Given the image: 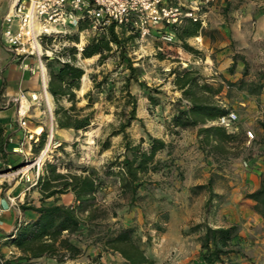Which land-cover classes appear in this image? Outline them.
Listing matches in <instances>:
<instances>
[{
  "label": "rangeland",
  "instance_id": "rangeland-1",
  "mask_svg": "<svg viewBox=\"0 0 264 264\" xmlns=\"http://www.w3.org/2000/svg\"><path fill=\"white\" fill-rule=\"evenodd\" d=\"M190 1L193 5H198L197 13L202 15L200 26L203 28V34L186 39V42L196 51L183 48L177 36L173 42L167 43L160 40L155 33L154 36L145 40H135L127 49V56L132 59L133 66L139 69L138 80L144 83L139 85L131 81L129 86L131 93L137 97L136 115L142 119V123L132 122L128 132L135 140L143 136L147 141L146 133L164 140H172L169 142V155L165 149L157 157L166 162L160 172L152 175L159 184H151L139 189L138 195L141 199L131 203L127 196L120 193L118 179L115 176L107 177L105 186L98 190L96 196L98 202L108 210V215L105 220L96 222L110 223L115 228L119 226L134 228L135 236L140 237L141 245L156 264H195L200 244L197 240L198 233L191 232L192 226L203 221L211 226L235 224L238 230L231 246L239 253H231L229 259L224 258L225 264H264L263 222L261 225L260 221L254 219L250 213L251 204L244 197L249 192L248 189L239 188L232 191V187L227 183L229 178L219 175L214 179L212 189L220 195V199L213 201V205L208 209L205 206L209 197L208 190L195 188L202 184V178L207 180L205 176L210 172L208 167L222 169L223 166L222 172L229 171L230 164L239 154L241 166L247 168L242 164L243 159L249 158V151L242 144L244 141L242 137H247V134L244 131L240 132L234 140L221 143V148L216 150L204 143H198L197 146L195 142H191L190 138L194 140L192 132L187 134L182 131V128H174L170 125V114L173 108L177 106L186 108L188 105L183 104L182 99L185 98L181 97L180 91L172 82L174 75L169 74L171 68L193 69L201 78V82H207L213 86L222 84L221 92L217 97L214 96L213 100H222L226 108L236 111L238 114L236 125H238L240 120L246 118L245 107L240 104L246 100V91L235 87L228 91L222 79L235 81L242 76V58L248 62V74L245 77L247 81H255L258 73L264 70L262 27L260 28L258 24V28L251 31L245 24L240 26L237 22L239 25H236L240 16V14L236 16L238 13L253 12L254 17H259L258 20L262 19L264 0H189L188 2ZM10 3V0H0V18L8 11ZM182 25L183 23L180 26ZM73 34H77V42L67 37H58L54 44L58 47L72 46L73 43L83 46L90 35L75 29L68 33L69 36ZM160 54L162 58L159 57ZM234 54H237V60L231 72L229 67ZM97 58L94 56L77 59V65L84 69L85 77L81 80L80 88L82 89L77 90L79 98L77 106L86 104L83 95L89 90L92 91L95 99L92 108H86L81 112L86 114L93 110L92 121L85 131L75 132L73 129H68L65 132L66 135H59L53 114L55 102L52 97L50 99L53 137L64 142L63 149L58 148L52 152L57 159L58 171L62 173L67 172V169L80 173L83 168L100 172L104 163L121 151L120 135L111 137V148L107 150L101 151L99 144L112 129L110 125L115 126L117 121L114 115L115 108L105 100V96L110 89L113 94L119 95L122 78L128 71L124 64L117 66V54L111 55L102 64L97 62ZM107 73L108 80L101 91L93 88L91 75L99 80L103 74ZM39 93V104L36 103L30 107L26 118L30 128L40 124L44 130L48 131L50 128L48 103L41 87ZM147 94H151L155 101H150ZM254 104L259 110H264V99H256ZM61 105L67 107L69 102L62 101ZM259 115L263 116L262 119L256 117L247 120H251L254 126H260L259 122L264 121V111ZM194 128L197 130L198 127L185 129L194 130ZM36 130L41 129L38 127ZM16 132L19 131L12 133L13 141L6 147L5 153L0 152V175L16 174L12 177H0V192H3L6 200L12 197L16 202L14 206L21 213L19 205L25 201L30 204H34L33 201L40 204L38 189L35 188V184L32 185L35 180L36 166L26 168V171L22 172V169L31 165L40 150L35 151L32 145L26 159L14 152L11 148L19 138L16 137ZM99 174L102 176L101 173ZM59 197L57 199L50 197L44 203L50 204L57 201ZM18 198L20 201H17ZM230 205L233 208L229 210ZM165 212L168 214V220L164 223L162 214ZM156 221L162 226L159 231L154 228ZM96 222L85 223L78 232L71 234L72 242L82 247V254L75 260H67V263L125 264L119 253L103 248L101 243L95 240L94 234L102 229L95 227ZM0 256L5 257L1 252Z\"/></svg>",
  "mask_w": 264,
  "mask_h": 264
},
{
  "label": "trees",
  "instance_id": "trees-1",
  "mask_svg": "<svg viewBox=\"0 0 264 264\" xmlns=\"http://www.w3.org/2000/svg\"><path fill=\"white\" fill-rule=\"evenodd\" d=\"M86 23L81 22L77 31H82ZM176 36L181 41V46L190 51H196L190 46L186 39L203 34V28L199 21L186 19L182 26L175 29ZM58 37H67L71 41H78L77 34L71 36L67 34ZM136 36L121 28L115 29V25L110 24L104 34L89 35L86 43L79 49L76 45L62 46L51 58H46V67L49 74L47 91L52 96L55 107L53 109L55 127L58 129H73L85 131L92 121L93 110L86 114H81L86 108H92L95 99L92 91L84 93L86 99L84 106H77L79 98L77 90L80 89L84 69L77 65L78 58H91L97 56V62L102 64L111 55L117 54L118 65L124 64L128 73L123 76L119 88V95L113 94L110 89L105 96V100L114 106L116 125L108 133L105 139L100 141V150L104 151L111 148V137L121 136V151L115 153L102 166L100 172L94 169L83 168L80 173L58 171L57 159L53 155L52 160H46L40 169L35 188L40 194V204L34 205L25 201L20 204L21 210H32L37 213V217L27 221L18 222L14 228L7 233L9 243L17 247L20 251L16 262L4 259L0 264H21L18 260H30L40 257H52L58 264L67 263V260H75L82 254V249L71 240V234L78 232L85 223L105 220L108 210L102 206L96 193L105 186L107 177L115 176L118 179L119 191L128 197L131 203L141 199L138 190L147 185H157L158 180H154L152 175L160 172L166 162L157 158V154L163 150L170 153V143L164 139L146 133L147 141L143 136L135 140L128 132L132 122L142 119L136 115L137 97L131 93L129 86L131 81L139 85H144L138 80L139 69L133 66V61L127 56L128 46L133 45ZM45 42H50L51 38L46 37ZM171 43V42H170ZM159 57H163L161 54ZM63 59V60H62ZM237 60V54L232 56V63L229 70L232 72ZM242 76L230 81L223 78L228 91L235 87L244 90L250 95H259L264 90V70L258 73L257 79L247 81L248 62L242 58ZM170 75H174L173 84L180 91L181 97L189 100L190 104L184 108L177 106L170 114V125L174 128L198 127L197 134L200 137V144H206L211 149H220L221 143L231 142L236 138L235 132L227 131L223 126L210 124L208 121L215 120L218 116L225 114L228 108L218 104L213 100L222 90V84L213 86L207 82H201V78L193 69L176 70L171 68ZM108 73L103 74L101 79L91 75L93 88L101 91L106 85ZM2 89L0 88V96ZM150 101H155L151 94H147ZM62 101L69 102V106L61 105ZM179 102H181L179 100ZM178 102V103H179ZM4 106L0 102V110ZM264 129V121L259 122ZM6 128L0 123V152L5 153L9 146ZM46 131L44 130L37 143L33 144L35 151H39L45 144ZM63 143L60 149H63ZM102 176H100V174ZM213 177H210L205 184L195 186L198 189H207L209 197L206 200V208L212 206L213 201L220 199L213 189ZM71 192L73 202L71 204L53 203L45 204L44 201L50 197L57 199L60 195ZM2 193V191H1ZM252 201L251 209L258 214L263 222L264 231V174L260 177L257 189L248 192L244 196ZM165 222L168 214H162ZM95 227L102 228L97 230L95 240L100 242L103 248L117 252L124 259L125 264H156L143 246L139 236H135L132 227H113L110 223H95ZM154 228L159 231L162 229L160 222L154 223ZM238 227L235 224L228 226H211L208 222H200L191 227V232L198 233L197 240L200 244L199 254L195 264H225L224 258L229 259L230 254H238V250H233L232 240L237 235ZM149 239V237H147Z\"/></svg>",
  "mask_w": 264,
  "mask_h": 264
},
{
  "label": "built area",
  "instance_id": "built-area-1",
  "mask_svg": "<svg viewBox=\"0 0 264 264\" xmlns=\"http://www.w3.org/2000/svg\"><path fill=\"white\" fill-rule=\"evenodd\" d=\"M188 1L10 0L8 11L0 19V37L11 53L13 61L31 74H37L45 96L49 79L46 58H51L62 47L54 44L58 36L70 33L72 29L77 30L81 22L87 24L81 32L101 35L113 23L115 29L124 28L127 32L134 34L137 41L145 40L154 36L155 33L160 40L170 43L175 40V29L186 19L202 23V15L197 13L198 5H193L191 1ZM46 37H50L51 41L45 42ZM73 44L81 49L78 44ZM29 60H32L33 63ZM39 94L33 92L26 96L21 92L18 96L1 103L4 109L12 103L16 104V118L11 124L13 131L8 136V142L12 143L14 130L21 131V135L11 149L21 154L25 159L30 153L32 145L38 142L44 131L40 124L30 128L26 118L30 107L39 102ZM23 99L27 102L26 108L22 107ZM182 102L186 106L190 104L187 99H182ZM48 111L50 128L48 131L45 130L47 141L28 168L36 166L35 180L32 185L36 183L42 164L53 158L52 152L58 149L62 143L53 137V116L49 106ZM237 121L236 111L228 108L225 114L218 116L211 124L223 126L227 131L234 132ZM38 127L41 129L40 131L36 130ZM246 134L249 139L254 138L250 131H246ZM26 144L27 149H25ZM242 164L244 167H250V162L247 159H243ZM8 202L10 205H16L12 197H8ZM3 260L4 258L0 256V262Z\"/></svg>",
  "mask_w": 264,
  "mask_h": 264
},
{
  "label": "crops",
  "instance_id": "crops-1",
  "mask_svg": "<svg viewBox=\"0 0 264 264\" xmlns=\"http://www.w3.org/2000/svg\"><path fill=\"white\" fill-rule=\"evenodd\" d=\"M240 14V16H239ZM239 16V19L236 21L240 23L241 25H246V28L250 27V30L253 31L258 28V24L260 28L262 27V31H264V14L261 15L262 19H259V17H254L253 12H244V13H238L236 16ZM1 19V18H0ZM239 25V24H238ZM237 27V26H236ZM237 30V28H235ZM197 38V37H196ZM32 63V60H29ZM84 77V76H82ZM214 80V78H211ZM0 88L2 89V94L0 96V102L5 103L12 97L18 96L21 92H23L26 96L30 93H39L40 89V81L37 76V74H31L29 71L22 69L16 62L13 61L11 53L7 50L6 46L1 40L0 37ZM264 91V90H263ZM246 93V100L240 102L241 106L245 107V115L246 118L244 120H240L239 124L236 126V129L234 130L235 135L239 134L240 132L244 133L246 131H250L251 134H253L254 139H249L248 137H242V144L246 147V150H248L249 155V162L250 167L249 168H243L240 164V154L235 157L234 162L230 164L229 167L230 170L226 172H222L224 170V167L222 166V169H216V168H209L210 172L207 174V180L210 177H213L215 179L219 175L222 177H228L227 183L232 187V191L241 189H248L249 192L255 190L259 186L260 177L262 174H264V129L261 126H254L252 124L253 118L262 119L261 114L264 110H259L257 106L254 104L256 99L262 98L264 99V92L259 95H250L247 92ZM217 97V95H215ZM218 104L225 106L224 103H222V100L218 101ZM23 108H26L27 102L23 99ZM16 118V104L12 103L8 108H5L3 110H0V123L6 128V134L10 135L13 131V128L11 127V124L15 121ZM251 119V120H247ZM213 121V120H212ZM212 121H208L206 125H210ZM68 129H58L59 135H66L65 132ZM184 133L191 134L194 136V140L190 138L191 142H195L198 146V141H200V137L197 134L196 128L194 130H188V129H182ZM190 131V132H189ZM15 132V130H14ZM21 135V131L16 132V137ZM180 135H182L180 133ZM61 141V140H60ZM65 141V140H62ZM165 142H172V140H164ZM176 141V140H175ZM189 141V140H188ZM231 149V148H227ZM160 153V152H159ZM157 154V157L159 155ZM212 155V154H211ZM203 175V174H202ZM207 180H203L202 178V184L206 183ZM0 194L2 197L0 198V252L4 253V258H10V260H13L16 262V258L19 256L20 251L17 247L11 245L5 236L7 233H9L14 226L20 222V221H27L30 219H34L37 217V213L32 210H22L21 213L18 212V209L10 205L8 200L3 195V192ZM17 201H20L18 198ZM73 202V194L71 192L64 193L60 195L59 199L57 201H54L48 205H51L53 203H63V204H71ZM34 205L36 204L34 201L32 202ZM249 203L252 204V201L249 200ZM233 208V206L230 205L229 210ZM224 210V209H223ZM250 213H252V216H254V219H257L260 221L262 225V219L261 217L254 213L252 209H250ZM215 226V225H214ZM219 226V225H218ZM241 234V232H240ZM74 243V242H73ZM75 244V243H74ZM77 245V244H76ZM78 246V245H77ZM82 248L81 246H79ZM8 254H12L9 256ZM21 261V264H58L56 260L52 257H40L36 259H30V260H18Z\"/></svg>",
  "mask_w": 264,
  "mask_h": 264
},
{
  "label": "bare ground",
  "instance_id": "bare-ground-1",
  "mask_svg": "<svg viewBox=\"0 0 264 264\" xmlns=\"http://www.w3.org/2000/svg\"><path fill=\"white\" fill-rule=\"evenodd\" d=\"M85 77H82V79H84ZM80 89H82V88H80ZM45 98H46V100H47V103H48V106H49V108H51V96H50V94L46 91L45 92ZM25 100V99H24ZM22 103H23V100H22ZM22 107H23V105H22ZM31 165H28L27 167H25L24 169H22V172H25L26 171V168L28 169V167H30ZM16 173H8V174H2V175H0V177H4V176H7V177H12V176H14Z\"/></svg>",
  "mask_w": 264,
  "mask_h": 264
},
{
  "label": "water",
  "instance_id": "water-1",
  "mask_svg": "<svg viewBox=\"0 0 264 264\" xmlns=\"http://www.w3.org/2000/svg\"><path fill=\"white\" fill-rule=\"evenodd\" d=\"M51 96V95H50ZM52 97V96H51Z\"/></svg>",
  "mask_w": 264,
  "mask_h": 264
}]
</instances>
